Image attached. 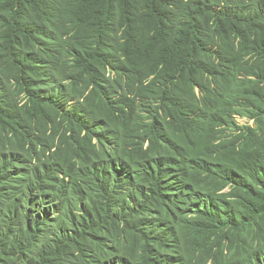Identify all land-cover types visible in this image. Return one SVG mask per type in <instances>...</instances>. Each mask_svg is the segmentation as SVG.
I'll list each match as a JSON object with an SVG mask.
<instances>
[{"label":"trees","instance_id":"1","mask_svg":"<svg viewBox=\"0 0 264 264\" xmlns=\"http://www.w3.org/2000/svg\"><path fill=\"white\" fill-rule=\"evenodd\" d=\"M0 264H264V0H0Z\"/></svg>","mask_w":264,"mask_h":264},{"label":"rangeland","instance_id":"2","mask_svg":"<svg viewBox=\"0 0 264 264\" xmlns=\"http://www.w3.org/2000/svg\"><path fill=\"white\" fill-rule=\"evenodd\" d=\"M238 123H239V125L244 126V125L248 124L249 121H248V119H238ZM250 124L252 125L253 122H250Z\"/></svg>","mask_w":264,"mask_h":264}]
</instances>
